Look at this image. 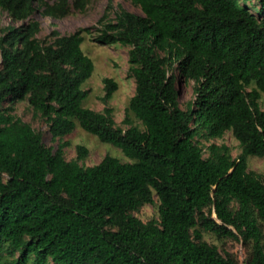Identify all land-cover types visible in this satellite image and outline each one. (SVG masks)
<instances>
[{
	"label": "trees",
	"instance_id": "1",
	"mask_svg": "<svg viewBox=\"0 0 264 264\" xmlns=\"http://www.w3.org/2000/svg\"><path fill=\"white\" fill-rule=\"evenodd\" d=\"M110 2L94 25L40 39L33 14L63 19L89 0H0V264H240L204 239L241 241L245 264H264V0ZM84 34L127 47L135 90L116 124L104 78V107L83 106L93 62ZM177 76L192 81L182 106ZM26 101L56 147L15 114ZM118 148L97 164L64 142L76 126ZM230 132L241 153L205 143ZM158 199V220L133 215Z\"/></svg>",
	"mask_w": 264,
	"mask_h": 264
},
{
	"label": "rangeland",
	"instance_id": "2",
	"mask_svg": "<svg viewBox=\"0 0 264 264\" xmlns=\"http://www.w3.org/2000/svg\"><path fill=\"white\" fill-rule=\"evenodd\" d=\"M110 2H112L115 8L117 6L116 3L120 2L126 10L136 14H142L139 7L133 6L127 0H89L85 12L82 13L71 10L70 14L63 19H54L43 16L39 12H35L33 14V19L39 21L41 24V32L38 37L44 39L55 27L61 34H69L78 28L92 26L104 14V9ZM9 23L10 19L8 15L0 12V28L9 25ZM81 49L94 65L91 77L81 86L83 90L88 91L83 101V106L94 111H101L104 107V104L100 100V97L104 94L102 80L104 78H111L116 81L118 87L113 93L112 98L108 101V106L113 109L116 124L125 127V125L122 124L125 108L135 90L134 79L128 76V48L122 46L118 42L110 45H101L94 42L90 35L84 34ZM176 87L179 91L180 104L183 106L187 100L193 97L192 81L186 82L183 78L177 76ZM259 104L261 109H264V94H261ZM15 114L22 121L29 123L36 132L42 133V140L46 146L56 147L58 142L52 140L46 122L38 115H34L31 107L26 101L15 105ZM63 141L69 143V145L64 148V155L68 161L76 158L77 145H83L88 149L87 157L79 161V163L84 166L97 164L105 155L117 157L122 161H128L118 148L99 141L96 136L84 131L78 122H76L75 129L65 136ZM210 143L227 145L234 158L242 151L238 140H236L230 132H226L221 139L211 140L205 143V145L207 146ZM248 170L264 173V158L248 157ZM133 215L143 222L153 219L158 220L157 197H154L153 204L142 206L137 212H134ZM204 239L216 245L222 255L226 253L232 254L237 258L240 264H245L246 250L241 241L217 239L215 236L208 233L204 235Z\"/></svg>",
	"mask_w": 264,
	"mask_h": 264
},
{
	"label": "clouds",
	"instance_id": "3",
	"mask_svg": "<svg viewBox=\"0 0 264 264\" xmlns=\"http://www.w3.org/2000/svg\"><path fill=\"white\" fill-rule=\"evenodd\" d=\"M56 28V27H55ZM70 34V33H69Z\"/></svg>",
	"mask_w": 264,
	"mask_h": 264
}]
</instances>
